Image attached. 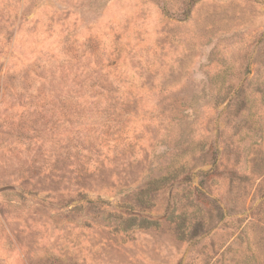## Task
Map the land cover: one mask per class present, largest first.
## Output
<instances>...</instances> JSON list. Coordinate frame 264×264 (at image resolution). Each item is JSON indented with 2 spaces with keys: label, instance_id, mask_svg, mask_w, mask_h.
<instances>
[{
  "label": "rangeland",
  "instance_id": "obj_1",
  "mask_svg": "<svg viewBox=\"0 0 264 264\" xmlns=\"http://www.w3.org/2000/svg\"><path fill=\"white\" fill-rule=\"evenodd\" d=\"M0 264H264V0H0Z\"/></svg>",
  "mask_w": 264,
  "mask_h": 264
},
{
  "label": "trees",
  "instance_id": "obj_2",
  "mask_svg": "<svg viewBox=\"0 0 264 264\" xmlns=\"http://www.w3.org/2000/svg\"><path fill=\"white\" fill-rule=\"evenodd\" d=\"M215 161H216V160H215ZM213 164L215 165V163H213ZM209 174H210V171H209V172H206L204 175L208 176ZM159 179H160V178H159ZM196 223H197V226H198L199 228L205 226V223H204L203 217H200V218L196 221ZM183 236H184V235H183V233H182L181 237H183Z\"/></svg>",
  "mask_w": 264,
  "mask_h": 264
}]
</instances>
